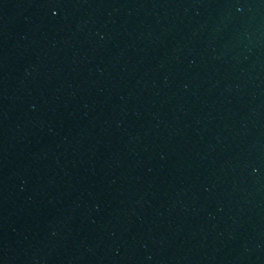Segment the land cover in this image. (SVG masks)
Here are the masks:
<instances>
[{
	"label": "water",
	"instance_id": "water-1",
	"mask_svg": "<svg viewBox=\"0 0 264 264\" xmlns=\"http://www.w3.org/2000/svg\"><path fill=\"white\" fill-rule=\"evenodd\" d=\"M0 264H264V0H0Z\"/></svg>",
	"mask_w": 264,
	"mask_h": 264
}]
</instances>
